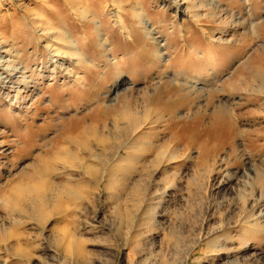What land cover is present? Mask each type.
Instances as JSON below:
<instances>
[{
  "label": "rangeland",
  "instance_id": "1",
  "mask_svg": "<svg viewBox=\"0 0 264 264\" xmlns=\"http://www.w3.org/2000/svg\"><path fill=\"white\" fill-rule=\"evenodd\" d=\"M0 50V264H264V0H0ZM122 111L148 122L146 159L117 166L151 189L138 223L122 222L106 178L96 201L58 198L38 224L20 206L44 210L49 173L66 183L65 169L101 180L115 168L61 153L105 125L112 152ZM38 234L45 256L27 246Z\"/></svg>",
  "mask_w": 264,
  "mask_h": 264
},
{
  "label": "bare ground",
  "instance_id": "2",
  "mask_svg": "<svg viewBox=\"0 0 264 264\" xmlns=\"http://www.w3.org/2000/svg\"><path fill=\"white\" fill-rule=\"evenodd\" d=\"M158 43H159V41H158ZM4 54H5V52H1V50H0V67H4L5 66L4 64L8 62V61L7 62L5 61L7 55H4ZM203 62H204V60H203ZM0 81H1V77H0ZM262 81H263V79H262ZM174 84L175 83H173V85ZM260 86H261V84H260ZM167 90L168 91L171 90L173 93H175V94H170V95H173L174 99L176 100L175 101L176 103H174L173 105L177 104L178 107H181V103L183 105L184 104V100H185V97L182 95L181 90L179 88L178 89L177 88L176 89H174V88L170 89L169 88ZM165 96H166L165 98H167V99L169 98L168 94H166ZM167 99H165V100H167ZM96 105H97V108H98L99 111H101L103 109L100 106V104H96ZM173 105H172V107H170V105H169V107L172 108V109L176 108L177 105L175 107H173ZM166 109H168V106H167ZM176 110H174V111H176ZM168 111H170V110L168 109ZM120 113H121V115L120 114L118 115L117 120L115 122V125L119 127V125L121 126L122 122L124 123V124H122V126L125 125V127H124L125 130L123 131L124 132L123 133L124 136L122 138L123 134L120 135V139H121L122 143L119 146L117 145V147L114 150L111 149L112 152H110V153L108 152V154L105 153V150L107 148L106 142H108V141H110L112 139L115 140V138L112 137L113 134L111 135V131L109 130L110 128L108 127L109 128L108 129L107 126L105 125V126H103L104 131L102 130L103 132L101 134H98V136L94 137V139H92L91 141L86 142L81 147H78V146H76L75 148H72V147L66 148L65 147V149H63V151L61 153L62 156L68 157L69 160H74L75 159V160H79V161H85V160L87 161L89 159L96 158V159H101V160L107 161L109 163L112 162L111 164H115L116 163L115 164L116 165L115 168L111 169L110 172H107L104 175L101 174L100 177L98 178V179H101V180H96L97 177L95 175L98 172V169L96 167H90L89 166L86 169L87 170V174H84L86 171L82 174V173H80L78 171H77L78 172L77 173V172H73V171H68V170H66L64 168L65 171L67 172V176H68V180L66 181V183H63L62 181L57 179L58 177L56 178L55 176H53L52 173H49L48 178L46 177L47 179L44 180V182H43V184H44L43 185L44 186L43 192L41 191L38 194L35 193L37 195V197L41 196L40 198H42V200L41 199L40 200L42 202L40 200H39V202H41L40 203V204H42L41 206L42 207L45 206L46 209H45V207H44V210L42 208L37 207L36 206L37 203L33 205L30 200L27 201V204L30 201V203H31V204H29L30 206H26V207H25V205L24 206H20V207H23V209H26V213L29 214L31 217H33L34 220L38 224L45 225L50 220L52 212L49 211V208L52 210L55 207V205L58 204L59 201H56L58 198L62 199L63 197H66L70 201L74 200V198L81 199V198H79L80 197L79 191L82 190V191H86V194L88 196H92L93 199L88 198V200H95L96 201V195H98V193H96V192H101L102 191V184L104 182H107V181H108V183L106 185V188H109V187H111V185H114L115 186V191H117L116 192L117 194L115 193L117 195L115 204L119 207V209L121 211V215H122L121 218L123 220L122 222H125L129 226L130 225H136L138 223L137 218H140L139 215H138V212H139V209H140L141 202H143V198L144 197H147L146 194H148V195L150 194L151 189L150 188L148 189L147 187H145V184L144 185L142 184V181H143V175L141 174L142 172L139 173L136 169H133V168H128V167L123 168V167H117V166H118V164H123V163H124L125 166L126 165L130 166V164L132 162L133 163L134 162L138 163L139 161H142V159H146L144 156H142V154L141 155L138 154L139 148L141 147V144L143 142L142 140L145 139V136L143 134V129H144V126H145L146 122L144 121V122L140 123L139 120H138V122H139V124H138V123L134 122L133 119H131V118L129 119V118L126 117V111H122ZM167 114H169V113L167 112ZM160 117H161V115H160ZM217 119H218V124H223V125H225L226 127L230 128V129L233 128V125H234L233 118H232L231 114H229V112L225 111L224 109L220 108L218 110ZM157 122H159V121H157ZM157 122H153V124H156ZM88 129H90V128H86L85 129L86 133H87V131H89ZM155 130L156 129L154 127L150 128V132L151 131H155ZM98 131L101 132V130H98ZM94 135H96V134H94ZM31 141H32V139L29 138V141H28L29 144H32ZM142 147H141V149H142ZM147 147L149 148L151 146L148 145ZM165 147L166 148H170L169 146L168 147L165 146ZM150 150H151V148H150ZM60 157H61V155H60ZM60 157H57L58 158L57 160H59ZM104 163H106V162H104ZM47 173H48V171H47ZM106 178H107V181H104V179H106ZM31 189L32 188L27 187L24 192L27 191V193L31 194L32 193ZM104 190H106V189H104ZM128 192H130V194H131L130 195L131 196V200H130V205L126 206V204H127L126 202L127 201H126V199L124 197V194H126V193L128 194ZM32 198H34V196H30V198L28 197V199H32ZM32 201H34V200H32ZM36 201H37V199H36ZM90 202H92V201H90ZM9 203H10V201H9ZM123 204H124V207H123ZM122 211L124 213H122ZM137 233L138 232H135V235L134 234L131 235L132 240L130 238L131 241L130 240L128 241V242L132 243L131 245H133V243H135L136 238L137 239L139 238V234H137ZM212 236H209L208 238L205 236L206 238H204L205 240H212V241H210V244H208L209 245V250L212 247L213 243H217V239H216L217 237L215 239H210V238H212ZM41 237H42V234H38L35 240L31 239L28 242L27 246H29V244H31L35 249L39 248L40 251L43 250L42 253H43V256H45L46 255V252H45L46 250L43 249L42 244L41 243L39 244V241H38V240H40ZM192 241H196V240H192ZM184 243H186V242H184ZM179 245H180V243H179ZM182 246H184V245L182 244ZM76 247L77 248H75V254L74 255L77 256V255L80 254V250H79L78 246H76ZM179 247H181V246H179ZM221 250H223V249H221ZM32 251H34V250H32ZM210 252H212V251H210ZM33 253H34L33 256H36V254H38L37 252H33ZM175 253H177V252H175ZM180 254H182V253H180ZM186 254H188V253H186ZM43 256H41V257H43ZM28 257H31V256L28 255ZM61 259L62 258H60L57 261L56 264H69L67 262L68 260L66 261V260H61ZM228 260H230L229 257H228ZM181 262H182V260H181ZM186 262H182V264H187ZM171 264H178V263L173 262Z\"/></svg>",
  "mask_w": 264,
  "mask_h": 264
}]
</instances>
